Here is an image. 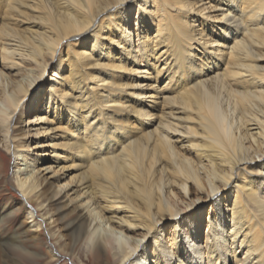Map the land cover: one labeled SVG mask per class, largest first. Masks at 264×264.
<instances>
[{"label": "bare ground", "instance_id": "bare-ground-1", "mask_svg": "<svg viewBox=\"0 0 264 264\" xmlns=\"http://www.w3.org/2000/svg\"><path fill=\"white\" fill-rule=\"evenodd\" d=\"M0 17L21 196L1 210H23L5 245L44 229L58 254L32 255L57 262L60 200L92 264H264V0H0Z\"/></svg>", "mask_w": 264, "mask_h": 264}, {"label": "rangeland", "instance_id": "rangeland-1", "mask_svg": "<svg viewBox=\"0 0 264 264\" xmlns=\"http://www.w3.org/2000/svg\"><path fill=\"white\" fill-rule=\"evenodd\" d=\"M135 15L131 21V29H133L134 42H138L136 39V34L139 29L135 25ZM3 22L2 17H0V24ZM133 26V27H132ZM138 44V43H137ZM136 45V44H135ZM42 101V100H41ZM43 102V101H42ZM1 148V147H0ZM3 149H0V218L3 217L4 223L2 224L0 238L2 237L3 241L0 242V258L4 257L3 254L7 255V257H14L17 261L23 264H44V262L39 263L38 257H47L48 248L51 247L55 254H58L57 244L54 239H50L48 234L43 229L42 234L37 241V244H33L31 242H26L22 244L19 248L14 245H5L6 243L12 242L10 237L16 231V226L19 224L21 220H23V210L22 211H13L2 213L1 207L4 204L11 205L14 201L20 200V194L14 189L13 179H12V170H13V157L11 154L6 153ZM9 201H12L11 203ZM212 202V200H211ZM209 202L207 207L201 211V222L206 224V217L209 210ZM53 215L55 218L54 222V230H58L61 233L66 234L67 241L69 242L67 246V252H59L57 262H53L51 264H79L80 262L76 259V253L80 257L81 260H84L87 264H92V258L89 257V252L86 255L85 250V239L84 237H79L78 233L75 230L69 228L73 220L76 218L73 212H70L68 209L63 207L62 201L57 200L53 202L52 205ZM201 226H204L202 225ZM166 235L168 236L171 231V226L167 227ZM60 244H63V241H60ZM3 250V251H2ZM39 254L36 258L32 255ZM110 254V250L107 251ZM24 257H21V255ZM90 259V260H89ZM0 264H6L1 260ZM81 264V263H80Z\"/></svg>", "mask_w": 264, "mask_h": 264}]
</instances>
